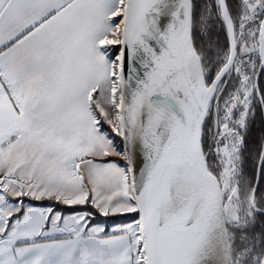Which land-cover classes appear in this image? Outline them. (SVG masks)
I'll return each instance as SVG.
<instances>
[{
  "label": "snow or ice",
  "instance_id": "6c2138e0",
  "mask_svg": "<svg viewBox=\"0 0 264 264\" xmlns=\"http://www.w3.org/2000/svg\"><path fill=\"white\" fill-rule=\"evenodd\" d=\"M0 264H264V0H0Z\"/></svg>",
  "mask_w": 264,
  "mask_h": 264
}]
</instances>
